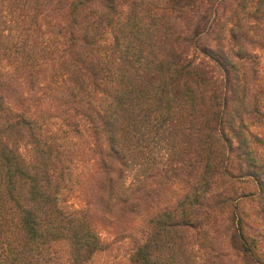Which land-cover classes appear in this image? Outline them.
Here are the masks:
<instances>
[{
	"label": "trees",
	"instance_id": "16d2710c",
	"mask_svg": "<svg viewBox=\"0 0 264 264\" xmlns=\"http://www.w3.org/2000/svg\"><path fill=\"white\" fill-rule=\"evenodd\" d=\"M263 39L264 0H0V264H89L98 208L134 218L153 179L186 189L128 264H194L217 214L264 264Z\"/></svg>",
	"mask_w": 264,
	"mask_h": 264
},
{
	"label": "rangeland",
	"instance_id": "374dc122",
	"mask_svg": "<svg viewBox=\"0 0 264 264\" xmlns=\"http://www.w3.org/2000/svg\"><path fill=\"white\" fill-rule=\"evenodd\" d=\"M253 30H249V34H252ZM108 36V40L110 36ZM107 40V38H106ZM260 45V46H259ZM259 45L249 48L257 56V68L258 79L256 81V87L264 86V39L259 42ZM14 85V83H13ZM22 89V84H18L15 91L18 93ZM253 120V119H252ZM254 124L251 126L253 130L258 131L259 134L264 136V120L255 118ZM243 179V178H242ZM245 180V179H244ZM155 179L150 182V193L142 198L141 203L134 213V218H129L127 214H121L119 211H113L107 213V219L99 218L100 212H95V223L97 224V231L99 232L101 239L106 244L104 250L95 252L89 261V264H128V251L133 245V240L130 234H139L141 226L144 224V217L147 212L156 210L158 207L171 202L174 198H177L186 189V186L182 180H177L172 183H158ZM237 187L244 189L247 195L243 201L246 212L256 210L258 203L252 200L251 190L254 188L251 185H246L242 180L236 181ZM87 192V185L85 190ZM84 196L82 194L73 196L72 200L77 204L84 203ZM148 207V208H147ZM99 218V219H97ZM111 220H110V219ZM226 221L224 214H217L216 221L210 223L207 227L208 233L202 234L199 237L201 247L197 254L194 264H254L242 259V255L238 250L232 249L227 240V231L225 228ZM260 227L263 228V232L260 236L261 251L264 255V221H260ZM255 232H258L256 229Z\"/></svg>",
	"mask_w": 264,
	"mask_h": 264
}]
</instances>
